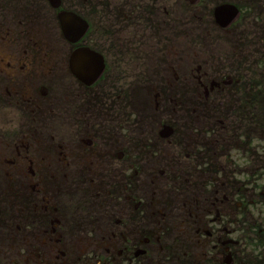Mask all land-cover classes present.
<instances>
[{"label":"flooded vegetation","instance_id":"obj_1","mask_svg":"<svg viewBox=\"0 0 264 264\" xmlns=\"http://www.w3.org/2000/svg\"><path fill=\"white\" fill-rule=\"evenodd\" d=\"M259 177L264 0H0V264H264Z\"/></svg>","mask_w":264,"mask_h":264},{"label":"rangeland","instance_id":"obj_2","mask_svg":"<svg viewBox=\"0 0 264 264\" xmlns=\"http://www.w3.org/2000/svg\"><path fill=\"white\" fill-rule=\"evenodd\" d=\"M65 41L66 40L64 39V44H65ZM182 44H183V42H182ZM182 44L177 46V48H175L177 51V53H175V55H177L179 52H181L180 56L184 55V50H183L184 45H182ZM172 56H174V55H172ZM236 153H237V151H236ZM234 158H235V155H234ZM257 179H258V182L262 181L261 184H264V177H259ZM249 216H250V219H249L250 221L252 220L256 224L261 226V228H262L261 236H262V234L264 233V206L262 204H257L254 207H251L249 210ZM254 233H255V231H254ZM261 243L263 244V246L260 249L259 246H257V236L255 235V252L264 254V237L261 238Z\"/></svg>","mask_w":264,"mask_h":264}]
</instances>
